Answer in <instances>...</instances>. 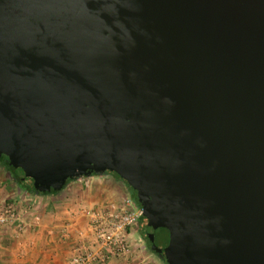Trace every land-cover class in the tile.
Segmentation results:
<instances>
[{
	"label": "water",
	"instance_id": "1",
	"mask_svg": "<svg viewBox=\"0 0 264 264\" xmlns=\"http://www.w3.org/2000/svg\"><path fill=\"white\" fill-rule=\"evenodd\" d=\"M0 154L116 172L167 264H264V0H0Z\"/></svg>",
	"mask_w": 264,
	"mask_h": 264
},
{
	"label": "crops",
	"instance_id": "2",
	"mask_svg": "<svg viewBox=\"0 0 264 264\" xmlns=\"http://www.w3.org/2000/svg\"><path fill=\"white\" fill-rule=\"evenodd\" d=\"M132 195L120 177L106 171L74 176L54 192L30 191L0 165V207L12 203L17 210V218L0 228V264H68L85 251L92 254L89 264H162L144 237L142 215L126 229L124 252L93 237L89 210L122 209Z\"/></svg>",
	"mask_w": 264,
	"mask_h": 264
},
{
	"label": "built area",
	"instance_id": "3",
	"mask_svg": "<svg viewBox=\"0 0 264 264\" xmlns=\"http://www.w3.org/2000/svg\"><path fill=\"white\" fill-rule=\"evenodd\" d=\"M88 184L90 179L83 178ZM93 237L114 252L127 250L126 229L137 222L142 209L131 198L124 201L122 209L92 208L89 210ZM17 218L16 206L12 203L0 207V228ZM92 254L89 251L78 253L68 260V264H89Z\"/></svg>",
	"mask_w": 264,
	"mask_h": 264
},
{
	"label": "trees",
	"instance_id": "4",
	"mask_svg": "<svg viewBox=\"0 0 264 264\" xmlns=\"http://www.w3.org/2000/svg\"><path fill=\"white\" fill-rule=\"evenodd\" d=\"M0 165H3L5 167V169L8 170L12 174V176L14 177L17 185L20 188L27 189V190H30V191H37L35 189V187L33 186V179L31 177H29V176H25L24 172H23V170L21 168H19V167L14 168L10 164L9 159H8V157L5 154H2V155L0 154ZM93 172H95V171H93ZM106 172H111L114 175L118 176V174L116 172H114V171L106 170ZM70 179H72V177H67L65 182L63 183V185L60 188H62L67 183V181H69ZM128 187H129V185H128ZM60 188H58V189H50L49 191H42V193L54 192V191L59 190ZM130 190L133 192V195H132L133 196V200L135 202H137V200H136V191L133 188H131V187H130ZM148 230H149V226L147 225L146 234H144V237H145V239L147 241L148 246L151 247V242H150V240L148 239V236H147ZM154 252L161 260H163L165 262V264H167L166 259H165L164 255L162 253H158L156 251H154Z\"/></svg>",
	"mask_w": 264,
	"mask_h": 264
},
{
	"label": "rangeland",
	"instance_id": "5",
	"mask_svg": "<svg viewBox=\"0 0 264 264\" xmlns=\"http://www.w3.org/2000/svg\"><path fill=\"white\" fill-rule=\"evenodd\" d=\"M17 168V167H16ZM18 170V169H17ZM8 171V170H7ZM19 171V170H18ZM3 173V172H2ZM120 177V176H119ZM121 178V177H120ZM122 180H123V182L125 183V186L127 187L128 186V184H127V182H126V180H124L123 178H121ZM129 190H130V186H129ZM138 222H140V224H141V227L142 228H145V225H146V227H147V219L142 215L140 218H139V220H138ZM159 260H160V258H159ZM162 262V264H165V262L162 260L161 261Z\"/></svg>",
	"mask_w": 264,
	"mask_h": 264
},
{
	"label": "flooded vegetation",
	"instance_id": "6",
	"mask_svg": "<svg viewBox=\"0 0 264 264\" xmlns=\"http://www.w3.org/2000/svg\"><path fill=\"white\" fill-rule=\"evenodd\" d=\"M2 155V154H1ZM119 176V175H118Z\"/></svg>",
	"mask_w": 264,
	"mask_h": 264
}]
</instances>
